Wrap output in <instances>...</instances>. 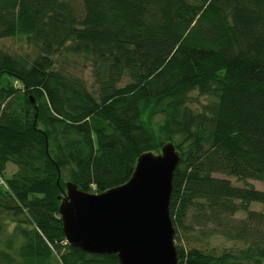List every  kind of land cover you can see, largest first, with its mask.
<instances>
[{
	"label": "trees",
	"instance_id": "trees-1",
	"mask_svg": "<svg viewBox=\"0 0 264 264\" xmlns=\"http://www.w3.org/2000/svg\"><path fill=\"white\" fill-rule=\"evenodd\" d=\"M14 38L33 50L0 46V264H121L67 242L66 185L124 184L168 142L178 264H264V0H0Z\"/></svg>",
	"mask_w": 264,
	"mask_h": 264
},
{
	"label": "water",
	"instance_id": "water-1",
	"mask_svg": "<svg viewBox=\"0 0 264 264\" xmlns=\"http://www.w3.org/2000/svg\"><path fill=\"white\" fill-rule=\"evenodd\" d=\"M180 157L172 142L144 153L127 182L102 193L67 183L60 205L67 242L88 253L117 254L121 264H178L169 207Z\"/></svg>",
	"mask_w": 264,
	"mask_h": 264
},
{
	"label": "rangeland",
	"instance_id": "rangeland-1",
	"mask_svg": "<svg viewBox=\"0 0 264 264\" xmlns=\"http://www.w3.org/2000/svg\"><path fill=\"white\" fill-rule=\"evenodd\" d=\"M0 46H2L8 52L15 54L28 52L31 53V51L33 50L32 46L26 44L24 40L20 38L0 40ZM67 67L72 70L75 74L84 78L88 85L92 84L93 78L91 76V69L89 67L84 66L80 58L77 59L75 57H71L70 60L67 61ZM14 170H16V166L13 163H9L6 175L9 177L11 175V172H13ZM217 176L229 178L233 182V184L238 186H244L246 184L242 181H238L234 177H227L226 175L222 174H217ZM247 184H251L257 189H264V183L258 180L249 179L247 181ZM252 208L260 210L262 208V204L253 203Z\"/></svg>",
	"mask_w": 264,
	"mask_h": 264
}]
</instances>
